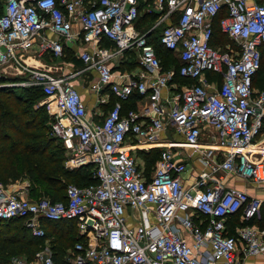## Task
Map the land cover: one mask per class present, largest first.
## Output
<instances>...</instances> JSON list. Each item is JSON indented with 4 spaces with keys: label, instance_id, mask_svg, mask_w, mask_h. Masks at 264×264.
Returning <instances> with one entry per match:
<instances>
[{
    "label": "built area",
    "instance_id": "2783aa9c",
    "mask_svg": "<svg viewBox=\"0 0 264 264\" xmlns=\"http://www.w3.org/2000/svg\"><path fill=\"white\" fill-rule=\"evenodd\" d=\"M138 7V0H3L0 70L12 68L19 76L10 84L0 82V88L40 90L51 106L49 137L64 150L65 167L90 165L93 182L68 184L59 201L32 200L0 185V221L23 219L31 236L42 241L29 264H55L41 220L74 223L79 240L67 250L70 264L264 259V230L245 223L264 210V202L222 182L231 175L264 183V150L251 149L264 132V90H253L264 46V0H153L159 22H169L159 43L178 53L176 70L162 69L150 31L136 28ZM217 17L231 46L214 40ZM76 42L83 47L76 52L82 65L68 73L22 59L33 48L37 57L60 58L64 47ZM131 52L136 68L115 75L113 68ZM85 73L96 77L91 91L105 92L99 104L115 98L101 121L88 117L73 85ZM206 74L219 81L208 82ZM177 76L190 83L177 84ZM133 94L145 105L123 112L122 103ZM168 129L174 138L162 141L160 134ZM153 148L159 155L147 173L136 152ZM187 149L200 153L203 162L188 185L181 159ZM234 215L241 225L228 233ZM14 264L28 263L22 258Z\"/></svg>",
    "mask_w": 264,
    "mask_h": 264
},
{
    "label": "trees",
    "instance_id": "16d2710c",
    "mask_svg": "<svg viewBox=\"0 0 264 264\" xmlns=\"http://www.w3.org/2000/svg\"><path fill=\"white\" fill-rule=\"evenodd\" d=\"M84 1L86 2V0ZM221 15L222 13L218 16ZM217 21L218 17L214 20V40L216 43L220 42L224 45L227 39L219 32L216 26ZM136 28L142 31L139 25H136ZM155 54L161 62L156 51ZM263 55L261 52V67L253 83L257 92L264 90ZM171 63L175 70L178 69L179 64L177 65L174 60ZM184 80L177 76L173 81L185 83ZM37 92L42 95L40 90L36 88H0V182L16 180L23 173L26 174L33 186L37 184L44 195L50 196L51 201H59L63 200L66 186L70 182H74L78 186L93 182L90 172L91 166H83V173H79L77 169L67 170L64 168V150L59 144H54L53 139H47L44 136L43 131L46 127L44 120H47L44 108L38 106L34 110L31 107L30 101L34 98L33 94ZM138 99L137 95L130 98L131 101ZM148 152H157V154L154 153L155 162L159 155V149L153 148ZM144 161L150 167L151 161L145 157ZM40 222L45 233L49 229V234L53 237L52 255L55 264H70L64 261L63 257L66 251L79 240L74 223L47 220ZM41 244V240L31 236L30 231L23 223V219L13 218L0 221V264H12L10 257L16 253L24 254L30 260L34 252L39 250Z\"/></svg>",
    "mask_w": 264,
    "mask_h": 264
},
{
    "label": "crops",
    "instance_id": "0c3cea01",
    "mask_svg": "<svg viewBox=\"0 0 264 264\" xmlns=\"http://www.w3.org/2000/svg\"><path fill=\"white\" fill-rule=\"evenodd\" d=\"M246 1L249 3L250 2H259V0H246ZM138 2H139V7H138L139 19H138L136 25H139L141 17H143L144 14L153 15L155 17L154 18L155 22H159V18L161 17V14H159V13L157 14V13L149 10V7H150L149 5H151V4L153 5V0H138ZM2 4H3V0H0V12L2 11ZM146 6H148V7H146ZM141 9L142 10L144 9V11L141 12ZM173 18L171 20H173ZM167 20L168 19L164 20L163 22L166 23ZM140 29L144 32L150 31L149 40L151 42V36H152L151 30L153 29V26L151 28H148V26H145V27L140 26ZM107 43H110V42L103 41L102 44L105 45ZM82 48L83 47L80 46L78 42L71 44L68 47H64L63 54H64V52H66L71 57L69 62H70V66H72V67L65 68L63 73H68V72H71V71H74V70L81 68L82 64L79 61V59H77L76 52L80 51ZM35 52H36L35 48L24 51L22 53L23 54V58H22L23 61L26 64L34 66V67H42V66L46 67V64H45L46 57L49 56L51 58L50 54H45L42 57H37L35 55ZM261 52H262V49H261ZM44 58H45V60H44ZM126 63H129V62L125 61L122 64L118 65L117 67H114L113 73L117 76L118 75H124V74H127L129 72H132L136 68V65H135V67L133 69L128 70L125 67ZM260 66H261V64H260ZM121 67H122V69H120ZM68 68H72V69L69 70ZM259 69H260V67H259ZM259 69H258V71H259ZM2 71L6 72L7 70L3 69ZM2 75H5V74H2ZM256 75H257V73H256ZM1 77H3V76H1ZM206 79L208 80V82L219 81V77L217 75H214V74H206ZM95 81H96V77L93 73H85V74H81V75H78L77 77H75V79H73V85L76 87V89L80 93L82 101L85 104L88 117H90L94 121H101L102 115L105 114L106 110L110 108V106L113 103V101L115 100V98L113 96H110L109 97V104H99L97 101L101 98H104L103 96H104L105 92L101 91L102 93L101 92L95 93L94 91H91L89 89V87H88L89 84L92 82H95ZM184 81H185V83H180L177 81H175V82L179 85H181V84L186 85V84L190 83L189 80L185 79ZM253 83H254V80H253ZM253 90H254V85H253ZM133 95H137V94H133ZM138 97H139V99L137 101H131L130 98L127 99L126 101H124L122 103V111L125 112V111L130 110V109L136 110V109L142 108L145 105L146 100L143 97L142 98L140 96H138ZM140 100H142L141 105H139ZM160 137H161L160 139L162 141L168 140V137L174 138L172 130H170V129H168L165 132H162L160 134ZM202 148H205V147L202 146ZM251 149L252 150H264V132H262L260 135H258L254 138ZM143 151H146V150H143ZM187 151H189V150L187 149L184 151V153L181 154V159L186 164V172L183 174L182 178L185 180V184L188 185L194 181L197 173L203 168V162L200 158L201 157L200 153L194 152L192 150H190V152H192V153H189ZM138 152L139 151L136 152L137 158H139L138 154H137ZM152 167H151V169H152ZM151 169H149V170L147 169V170H145V172L148 173ZM222 182H223V185L227 188H234V189L244 191L248 194V196L253 197V198H257V199L264 202V183L257 185V184L250 182V181H245L244 179H242L238 176H231V175L225 176L222 179ZM19 185H18V183L11 184L8 186V188H11L13 190H22L23 187L22 186L20 187ZM245 223L248 225H253L257 228L264 230V210L261 209L259 211L258 216H256L255 218H253V219H251ZM40 225L42 226L41 222H40ZM240 225H241V223L238 220V216L237 215L232 216L228 220V224H227L228 233H233L234 227L240 226ZM66 255H67V253H66ZM244 263H246V264H263L264 259L262 256L247 257L244 259Z\"/></svg>",
    "mask_w": 264,
    "mask_h": 264
},
{
    "label": "rangeland",
    "instance_id": "374dc122",
    "mask_svg": "<svg viewBox=\"0 0 264 264\" xmlns=\"http://www.w3.org/2000/svg\"><path fill=\"white\" fill-rule=\"evenodd\" d=\"M90 1H92V0H90ZM86 2H88V0H86ZM149 6H150L149 9H151L153 7L152 4ZM146 7H148V6H146ZM143 11H144V9L143 10L141 9V12H143ZM151 11H152V9H151ZM173 17L174 16H172L171 19ZM154 18L155 17L153 15L144 14L143 17H141L139 26H141V27L148 26V28H151L153 26V29L151 30V33H152L151 43H152L156 53L158 54V56L161 59L162 69L168 70L169 68H173L172 63H171L173 60L175 61V63L177 65L179 64L178 53L177 52H167L160 46V44L158 43L160 32L163 29V27L169 22L168 21L166 23L163 21L162 22H155ZM225 41H226L227 45L231 46V43L228 40H225ZM104 46H106L107 48H114V45H112L110 43H107ZM262 52L264 54V47L262 48ZM124 58H125L126 62H129V63H126V66H125L126 69H128V70L133 69L135 67L136 61L138 59L137 55L135 53L131 52V53H127L124 56ZM70 59H71V57L66 52H64V54L60 58L55 59L52 57L50 58L49 56L46 57L45 64H46V67L50 68L51 71L56 72V73H62V72H64L65 68L72 67V66H70V62H69ZM263 59H264V55H263L262 60ZM44 60H45V58H44ZM262 65H263V63H262ZM163 66H164V68H163ZM122 67L120 69H122ZM68 69L70 70L72 68H68ZM3 72L4 71H2V69H1L0 74L3 77H0V82H6L7 84L15 82V80H17V77L19 76L16 74L15 70L12 68L7 69V71L4 73ZM2 74H5V75H2ZM2 88H15V87L6 86V87H2ZM256 92H257V89L255 88V85H254V94ZM33 97L34 98L32 99V101H30L32 103L31 107H33V109L35 110L38 106H42L46 112L47 120L46 121L44 120V122H45L44 124H46L45 125L46 127H45V130L43 132H44V136L47 139H50L49 133H48V122H49V116L51 114L50 113L51 106H50V104L46 103L45 97L43 95L39 94L38 92L36 94L34 93ZM141 103H142V100H140L139 105H141ZM53 143L57 144L55 141ZM187 152L192 153V152H190V150ZM154 153L157 154V152H154ZM154 153H151V152L149 153L148 151H142V152L139 151L137 153L138 157H139L138 162L140 164L141 169L143 168V169L147 170L148 168L151 169V167L154 166V164H155V162H154L155 154ZM144 157L151 161L150 167L144 161ZM64 158L65 159L63 160V166L65 169H67V170H76L77 169V170H79V173L84 172V171H82L83 166L76 168V169H68L67 167H65V161L68 159L65 153H64ZM15 183H18V185L20 184L19 185L20 187L21 186L23 187L22 190H19V192H21L23 195H25L26 197H28L32 200L39 199V198L51 199L50 196H46L42 193L41 188L37 184L33 186L32 182L27 179L26 174H23V173L21 174V176L19 178H16V180H13V181L7 180L4 183L0 182V185L3 188H7L10 190L11 188H8V186L11 184H15ZM80 183H82V182H80ZM70 184H74V182H70L69 185ZM55 198H56V196H55ZM14 227H17V226L14 225ZM49 232H50V230L47 229L46 230V234H47V238H48L47 245L50 248V250L52 251V248L54 246V242H53V237L51 234H49ZM36 252H34V255ZM66 253H67V251H66ZM34 255H33V257H34ZM22 258L25 260L26 263L29 264V259H27L26 256L24 254H21V253H16L14 255H11V257H10L11 261L10 262L12 264H14V262H16V261H22ZM32 258H30V259H32ZM68 259L69 258L65 254L63 257V260L67 262Z\"/></svg>",
    "mask_w": 264,
    "mask_h": 264
},
{
    "label": "bare ground",
    "instance_id": "6f19581e",
    "mask_svg": "<svg viewBox=\"0 0 264 264\" xmlns=\"http://www.w3.org/2000/svg\"><path fill=\"white\" fill-rule=\"evenodd\" d=\"M161 146V145H160ZM204 146V145H203ZM205 147V146H204ZM201 148H202V146H201Z\"/></svg>",
    "mask_w": 264,
    "mask_h": 264
}]
</instances>
